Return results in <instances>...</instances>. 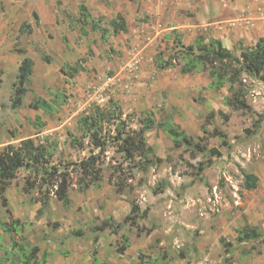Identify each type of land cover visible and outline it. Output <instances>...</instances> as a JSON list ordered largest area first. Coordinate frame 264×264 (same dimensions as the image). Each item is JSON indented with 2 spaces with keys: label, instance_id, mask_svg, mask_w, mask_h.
Here are the masks:
<instances>
[{
  "label": "rangeland",
  "instance_id": "374dc122",
  "mask_svg": "<svg viewBox=\"0 0 264 264\" xmlns=\"http://www.w3.org/2000/svg\"><path fill=\"white\" fill-rule=\"evenodd\" d=\"M84 1L0 0V150L33 137L52 146L53 164L76 163L88 155L87 147L70 143V133L79 135L78 118L112 100L132 127L139 113H152L157 124L145 133V155L153 163L142 170L134 167L141 158L131 163L106 150L99 186L80 191L72 173L67 207L50 189L27 191L26 179L39 182L41 173L18 169L5 191L12 216L25 224L15 237L36 244L38 259L47 250L45 264H226L224 257L229 264H264V241L236 240L244 225L264 235V83L247 77L251 109L234 110L224 100L228 85L214 89L206 71L154 67V54H173L178 39L189 44L200 35L214 37L236 53L253 45L264 37V0H190L185 6L178 0H102L107 10L93 18L100 29L87 25L83 35L77 7ZM118 8L127 30L113 33L109 20ZM21 24L32 31L17 38ZM25 55L32 73L22 105L12 109V84ZM81 57L86 70L61 72ZM61 94L66 101L51 114L28 106L33 98ZM36 114L45 122L40 128L32 125ZM166 118L195 140L203 136L219 154L176 147L158 125ZM214 128L225 137L211 135ZM246 173L257 177L255 188H244ZM133 204L146 210L138 224L152 228L149 234L137 235L122 222ZM108 217L121 223L116 232L95 229ZM7 220L0 205V222ZM8 243L0 228V256ZM6 256L5 264H20Z\"/></svg>",
  "mask_w": 264,
  "mask_h": 264
},
{
  "label": "trees",
  "instance_id": "16d2710c",
  "mask_svg": "<svg viewBox=\"0 0 264 264\" xmlns=\"http://www.w3.org/2000/svg\"><path fill=\"white\" fill-rule=\"evenodd\" d=\"M80 33H88L87 25L91 30H99L97 22L91 18L90 13L84 3L78 5V18ZM26 25V26H25ZM21 24L18 28V35L23 32L30 33V24ZM112 32H125L127 30L124 17L117 13L109 20ZM26 27V28H24ZM101 38L105 39V31L100 30ZM237 53L224 46L220 39L207 36H198L191 43L184 44L180 39L176 41L173 54H164L162 50L154 54V67L163 70L169 67L179 66L183 73L206 71L210 77V86L219 89L225 84L228 85V95L224 98L225 103L234 110H250L251 107L246 101L247 87L245 79L247 77L256 78L264 83V37H259L257 41L246 47H238ZM46 61L49 56H44ZM85 58H78L72 64H64L60 68L64 75L73 76L82 70ZM33 61L25 55L20 60L15 80L12 84V96L10 106L12 109L22 105L23 98L27 92V84L32 73ZM66 68V70L64 69ZM56 98L46 99L43 97L33 98L28 106L33 110H43L48 114L56 111L58 106L64 103L65 97L55 95ZM129 116L122 117L121 108L117 102L109 100L104 105H94L89 111L82 114L77 120V130L79 135H70V143L78 148H88V155L78 162H68L66 164H53L51 162V145H46L37 141L33 137L21 139L17 144H5L0 150V205L8 215V220L0 222V228L9 235L8 246H3V255L0 256V264L9 261L6 254L12 255L11 263L15 261L20 264H45L47 262L48 251L43 250L41 259H38L40 248L34 244L29 246L22 243L15 237L22 233L25 224L19 219L14 218L8 207L5 191L9 187L11 180L16 176L18 169L29 167L34 173H41L40 181L26 179V190L44 187L43 193L52 194L65 207L69 205L68 190L72 181V173L77 177V189L84 191L88 188L99 186L102 181L104 161L101 155L112 148L119 153L122 160L134 163L135 158L142 160L134 167L146 170L152 165V159L146 156L148 149L145 133L156 126V120L151 112H141L136 118V127L129 123ZM132 121V120H131ZM39 115H35L32 123L34 128L44 125ZM163 130L172 137L176 147L186 146L193 151L202 152L208 150L211 156H216L219 151L208 148L204 137L197 140L178 129L169 119H164L158 123ZM206 132L207 129H204ZM213 136L224 138V133L217 128L211 132ZM84 139L86 143L84 144ZM159 159V158H158ZM204 166L200 165L198 170L201 172ZM243 185L245 189L256 187L257 177L253 173L244 174ZM116 185L119 186V183ZM50 189V190H49ZM120 189H122L120 187ZM146 216V210L140 211L138 205L133 204L130 212L123 218V223L134 226L137 235L141 233L149 234L152 228L140 227L138 220ZM121 223L114 222L110 217L103 220L95 229H109L116 232ZM22 237V236H20ZM236 240L245 241H264V235L256 225H244L237 230ZM227 254L229 250H224ZM224 263H228V257L223 258Z\"/></svg>",
  "mask_w": 264,
  "mask_h": 264
},
{
  "label": "crops",
  "instance_id": "0c3cea01",
  "mask_svg": "<svg viewBox=\"0 0 264 264\" xmlns=\"http://www.w3.org/2000/svg\"><path fill=\"white\" fill-rule=\"evenodd\" d=\"M190 0H178L179 5L185 6L186 4L189 3ZM84 4L86 5L91 18L96 17L99 14H104L107 10V6L103 4L102 0H85ZM122 8H118L116 11L117 13L121 14ZM77 12H78V7H77ZM37 111V110H36Z\"/></svg>",
  "mask_w": 264,
  "mask_h": 264
}]
</instances>
